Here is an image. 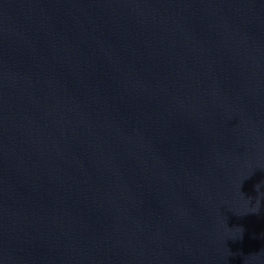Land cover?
I'll return each mask as SVG.
<instances>
[{"label":"water","instance_id":"obj_1","mask_svg":"<svg viewBox=\"0 0 264 264\" xmlns=\"http://www.w3.org/2000/svg\"><path fill=\"white\" fill-rule=\"evenodd\" d=\"M0 264H264V0H0Z\"/></svg>","mask_w":264,"mask_h":264}]
</instances>
